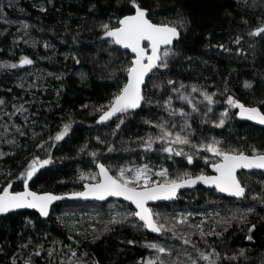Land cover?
<instances>
[{"label": "trees", "instance_id": "obj_1", "mask_svg": "<svg viewBox=\"0 0 264 264\" xmlns=\"http://www.w3.org/2000/svg\"><path fill=\"white\" fill-rule=\"evenodd\" d=\"M13 1V9L9 11V15L21 20L23 24H31V37L34 36L36 41H39L38 50L27 51L36 61L33 69L44 68L49 73L62 76V79L49 77L44 80L47 86L44 93L42 91L29 94L11 80L10 75L13 77L14 74H8V71L15 69L0 68V85L10 88V92L0 94V99L6 101L5 105L0 106V110L11 114L6 119L12 123L7 129V144L3 149L15 153L0 159V187L6 186L4 174L11 171L13 190H23L22 182L16 179V174L23 170L33 156L44 159L49 152L55 162L40 169L32 181H29V188L33 191L56 194L80 191L86 182L79 178L81 174L96 172L95 164L91 162L89 155L92 151L100 153L99 161L110 166L113 175L117 174L119 167L144 163H148L155 171L167 168L169 176L173 178L184 172H209L210 153L200 152L194 157L193 163L188 164L181 156L167 158L163 153L143 152L139 147L140 138L157 131L144 121L154 122L158 114L166 116V113L155 105L145 106L142 112L136 110L140 115L127 119L119 130L115 127V117L106 124L97 123L99 113L96 108L107 104L112 94L117 91L112 70L118 65L127 64L131 58L129 52L120 49L121 53L127 52V55L114 60L113 56H119V53L110 56L109 45L102 44L99 39V23L108 22L109 16H113L112 23H115V17L120 15L114 4L110 6V0H42L43 4L40 5L24 0ZM151 2L157 6L156 20L176 22L186 18L189 21L188 31L182 30L183 42L180 48L186 56L193 59L176 62L177 66L168 72L164 79L171 78L183 81L186 85L203 86L209 92H215L227 82L231 92L246 103H258L264 99V43L259 38L247 35L250 28H255L260 22L259 14L264 9V0H256L255 8L245 9L238 8L235 0ZM93 3L97 4V9L90 13L88 9ZM248 3L250 5L252 0H248ZM41 6L48 11H40ZM242 12L247 13L244 18L248 19V26L241 22ZM237 35L242 37L240 45L233 42ZM1 36L3 35L0 33V63L15 62L14 58L6 57L8 54L5 50L8 41L9 45L14 44L8 36ZM73 37L76 38L75 41ZM43 43H49V50H43ZM219 44L225 45L230 51L220 50L216 47ZM17 45L22 46L21 42ZM18 47L16 46L15 51ZM241 48L243 54L239 52ZM72 56H78L80 63H75ZM81 74L86 78L81 79ZM116 77L121 84L125 81V74L122 72H117ZM244 81H250L253 88L245 89ZM154 91V99L164 98L158 90ZM57 92L60 93L59 96ZM173 98L175 104L179 103L174 94ZM217 100L218 104H222L224 97L217 96ZM21 105L23 108H29L30 115H36L37 121L34 124L26 126L21 121L20 118L23 117L17 113ZM232 113L233 110L230 115ZM68 121L72 122V131L64 140H50L45 144V148L36 147L38 141L43 142L50 136L54 137ZM17 126L25 135L21 136L16 131ZM193 126L197 129V134L193 137L194 142H198L201 136L214 134L225 145L245 151L249 150L252 144L260 146L264 143V128L240 122L236 115H232L230 123L224 128L201 125L199 117H194ZM2 129L5 130L3 127ZM32 129L34 132L30 131ZM97 137L104 143H98ZM13 140L15 145L9 143ZM108 147H114L115 150L109 153ZM81 148L86 150L81 153ZM185 151L190 149L186 148ZM201 157H206L208 163ZM238 177L243 184L249 186V199L226 198L215 190L199 187L182 192L177 201L158 204L152 208L164 214L168 227L175 223L179 235L196 231L190 225L201 222L205 233L213 229L220 232L225 218L246 212L249 205L254 206L255 212L248 217V224L241 226L234 221L222 237L209 235L206 238L207 244L201 241L199 247L211 252V247H208L211 245L222 257L232 256L242 247L247 248L251 250L248 264H260V261L264 260V227L261 226L264 220V204L252 201L250 196L258 195L264 189V175L252 171L241 172ZM127 206L128 204L113 199L106 203L62 201L55 205L47 219H42L33 211H20L0 217V264H72L76 258L71 256L69 249L77 252V264H94L95 261H99V264H137L142 257L155 258L156 253L143 245L147 242L165 243L164 238L150 234L146 229L133 227L135 220H130L124 225H107L110 215L124 212ZM70 212L83 213L84 217L79 219L76 228L65 224L66 219H63ZM87 212L94 215H86ZM188 213H192V216L188 217ZM180 214H184L186 224L177 222ZM250 224L257 225V231L253 233L255 245L244 239ZM106 225L112 230L105 231ZM93 229L96 230L95 233ZM94 235L99 238L93 240ZM170 237L171 234L166 246H174L176 251L171 257L165 256L163 259L166 264L177 260L184 264L187 256L181 250L182 242ZM190 238L199 241V232ZM128 240H135L137 243L129 245L126 243ZM25 244L28 246L23 247ZM41 244L42 254L36 256L35 252ZM221 264L233 262L223 260ZM239 264H244L243 259Z\"/></svg>", "mask_w": 264, "mask_h": 264}, {"label": "snow or ice", "instance_id": "obj_2", "mask_svg": "<svg viewBox=\"0 0 264 264\" xmlns=\"http://www.w3.org/2000/svg\"><path fill=\"white\" fill-rule=\"evenodd\" d=\"M235 2L238 8L241 9L256 7V0H252L250 5L248 0H235ZM112 4L116 6V10L120 15L115 17V23H112L113 16H109L108 22L102 21L99 23V39L102 44L109 45L111 49L110 56H113V53H119V56H113L114 60H119L127 55V52L121 53L120 49L130 51L132 56L128 59L127 64L118 65L112 70V78L115 80L117 91L112 94L107 104L96 108L99 113L97 123L106 124L115 117V127L116 130H119L127 119L134 115H140V112L136 110L139 109L142 112L145 106L155 105L156 108L166 113V116L158 114L154 122L153 120L144 121L145 124L157 131L155 134L149 133L147 136L140 138L139 147L143 152L145 154L149 152L163 153L167 155V158L181 156L187 160L188 164L193 163L194 157L198 153H210L215 158L211 163V167L216 174L209 175L203 171L198 174L184 172L182 175L173 178L169 176L167 168L155 171L148 163H144L143 165L119 167L116 170L117 174L113 175L112 168L99 161L100 153L92 151L89 153L92 158L91 162L95 164L98 171L95 173L89 172L87 175L81 174L79 178L87 181L84 184L83 191H74L67 196L51 192L38 194L29 189V181H32L40 169L54 164L55 161L49 152L47 158L44 159L33 156L31 161L23 167V170L16 174V179L22 182V191L12 190L11 171L4 174L6 186L0 187V217H7L10 213H15L21 209H35L41 217L47 218L53 203L56 201L65 199L104 201L108 197H122L123 200L129 202L126 210L110 215L107 225H124L130 220H135L136 223H133V227L146 229L151 233L159 234L160 237L165 239V243H145L143 247L154 251L156 256L155 258L152 256L142 257L137 261V264H166L163 257H171L176 251L174 246H166L169 234H171V239L182 242L181 250L187 256L184 264H201V262H204V264H221L223 260L239 264L241 259H243L244 264H248L251 258L250 249L242 247L236 254L222 257L211 245L208 246L211 247V252L206 249L201 250L199 245L201 241L207 244L206 238L209 235L222 237L234 221L241 226L248 224V217L255 212L254 206L249 205L246 212L234 215L231 218H225L220 232L213 229L205 233L202 228L203 222H201V224L190 225L196 231L190 234L178 235L175 223L168 227V221L165 219L164 214L154 211L152 207H149V202L173 201L179 198L180 189L193 188L200 184L238 200L249 199V186L241 182L237 173L240 170H248L249 172L260 170L261 174L264 175V143L260 146L252 144L249 150L245 151L225 145L222 140H218L215 136H201L198 138V142H194L193 137L196 136L197 129L193 128V120L194 117H199V124L201 125H208L210 128H224L230 123L232 115H238L243 120L264 126V99H261L258 103H246L231 92L227 82L215 92H209L203 86L186 85L183 81L171 78L164 79L167 73L173 71L177 66L176 62L182 60L192 61L193 59L186 56L180 48L183 42L182 30L188 31L189 21L186 18L176 22L156 20L155 17L158 15L157 6L151 0H110V6ZM12 6L11 3L6 5V7ZM96 9L97 4L93 3L88 10L90 13H94ZM40 11L47 12L48 9L41 7ZM246 14V12H242L241 22L248 26V19L244 18ZM259 16L260 22L255 28H250L247 35L252 38H259L264 43V9L261 10ZM5 23H9L6 17ZM29 27L31 26L27 23L22 25L24 36L28 35L26 30ZM75 39L73 37L74 41ZM241 40L242 37L237 35L233 42L240 45ZM27 42L25 40V43ZM33 46H35V42H33ZM43 47L47 49L49 44L45 43ZM216 47L222 51H230L223 44L216 45ZM239 52L243 54V48L239 49ZM72 59L75 63H80L78 56H72ZM35 63L36 61L33 58L23 55L19 57L18 63L2 62L0 68L14 70L33 66ZM117 72L125 74V81L122 84L116 77ZM48 75L53 74L49 73ZM85 78L84 74H81V79ZM56 79H62V76H56ZM243 87L252 89L253 84L250 81H244ZM154 90L162 93L164 98L154 99L153 97L156 94ZM56 94L59 96L60 93L57 92ZM173 94L176 100L181 101L179 107L174 103ZM197 96L201 98L199 101L196 98ZM217 96L224 97L221 105L223 110L216 107L218 104ZM5 104L6 101L0 99V106ZM83 107L88 106L83 105ZM186 108H190V111ZM233 109L236 111L230 115ZM18 110L27 111L23 108V105ZM16 131L21 136L25 135L19 126H17ZM71 131L72 122H65L62 129L58 130L54 137L50 136L43 142L38 141L36 147L45 148V144H48L50 140L62 141ZM97 141L101 144L104 143L100 141L99 137H97ZM9 143L15 145L14 140L9 141ZM186 148L190 151H185ZM85 150V148H81L80 152L83 153ZM114 150V147L107 148L109 153ZM6 155H15V153L0 151V159H3ZM201 158L205 160L206 164L208 163L206 157ZM250 199L259 204H264V189L258 195H251ZM217 215L219 214L217 213ZM187 216L191 217L192 213H188ZM177 222L179 224L187 223L184 214H180ZM107 225L104 230L111 231L112 229ZM261 226L264 227V220H262ZM95 231L93 229L94 233ZM256 231L257 225L250 224L245 232L244 239L255 245L253 233ZM197 232H199L200 240L194 241L190 236L196 235ZM98 238L99 236H93V240ZM126 243L135 245L137 241L128 240ZM27 246V244L23 245V247ZM42 251L43 245L41 244L35 255L40 256ZM69 251L71 256L76 258L72 261V264H77V252L71 249ZM48 255L50 256L51 252ZM85 255L87 254L85 253ZM94 264H99V261H95ZM172 264H180V262L177 260L173 261ZM260 264H264V260H261Z\"/></svg>", "mask_w": 264, "mask_h": 264}, {"label": "rangeland", "instance_id": "obj_3", "mask_svg": "<svg viewBox=\"0 0 264 264\" xmlns=\"http://www.w3.org/2000/svg\"><path fill=\"white\" fill-rule=\"evenodd\" d=\"M24 1L33 2L37 5L43 4L42 0H24ZM9 3H11L13 5L14 1L13 0H0V33L3 35L1 37L8 36L10 42L12 44H14V45H9V41H8V43L5 45V50L7 51V54H8L6 57L7 58H14L15 62L18 63V59L20 56H23V55L30 56L31 55L30 53L27 52L28 50H30V49H33L34 51L38 50L39 41H36V38L34 36L31 37V29H33L32 27H29L26 30L28 33L27 36L23 35V31H22L23 23L21 22V20L16 19L13 16L9 15V11L11 9H13V6L12 7H6V5H8ZM41 7H44V6H41ZM5 17L7 18L9 23H5ZM29 25L31 26V24H29ZM25 40H27L28 42L25 43ZM14 42H16V43H14ZM20 42H21L22 46L17 45ZM33 42H35V46H33ZM44 44L45 43L42 44L43 50L44 51L49 50L50 45H49V48L45 49L43 47ZM16 46H19V47L15 51ZM10 47H14V48L11 49ZM39 70H41V71H39ZM9 73L14 74L13 77L10 75L11 80H14V82H15L14 84L19 85L21 90H23L24 92H27L29 94H35L36 92H42V91H43L42 93H44L47 90V86L45 85L44 80L49 79V77L56 78V76H60L57 74L48 75L49 74L48 70H46L44 68H40V69L35 70V69H33V66H26L25 68H18V69H15V71H8V74ZM5 92H10V88H7L5 86L0 85V94L5 93ZM196 98L198 101L201 99L199 96H197ZM175 105L177 107H179L181 105V101H179V103H177ZM221 105L222 104H217L216 107L220 110H223ZM24 109H27V111L18 110V112H17L18 115H22V117H23V118H20L18 116V118H20L21 121L26 126L34 124L37 121L35 119L36 115L35 114L30 115L29 114V108L26 107ZM186 110L190 111V108H186ZM6 113L7 112H5L3 109L0 110V127H1L0 128V151H3L5 153H9L8 150L3 149L5 147V145L7 144V140H6V138H7L6 134L8 133L7 129H9L10 126L12 125V123L7 121L6 117L9 116L8 115L9 113H7V114ZM251 125H253V124H251ZM2 127L5 130H3ZM256 127H258V126H256ZM193 128H194V126H193ZM30 131L34 132L33 129ZM209 136H215L218 140H220L214 134H212V135L210 134ZM214 159L215 158L211 156V163L213 162ZM242 172H247V171H242ZM85 214L89 215V216L94 215L92 212H87ZM62 215H65V214H62ZM82 217H84L83 213L70 212V214L64 216L63 219H66L65 221L67 223H65V224H67L68 226H70L72 228H76V225H78L79 219H81ZM89 218H91V217H89Z\"/></svg>", "mask_w": 264, "mask_h": 264}, {"label": "water", "instance_id": "obj_4", "mask_svg": "<svg viewBox=\"0 0 264 264\" xmlns=\"http://www.w3.org/2000/svg\"><path fill=\"white\" fill-rule=\"evenodd\" d=\"M126 51H128V50H126ZM129 53H130V51H128ZM131 54V53H130ZM132 55V54H131ZM234 111H236L235 109H234ZM236 118L238 119V121H240V122H247V123H250V124H253V125H255V126H258V127H261V128H264V126H262V125H259V124H257V123H255V122H252V121H247V120H243V119H241L238 115H236ZM209 169H210V173H209V175H215L216 173L213 171V169H212V167H211V164L209 165ZM96 170L98 171V169L96 168ZM242 171H247V172H249L248 170H240L238 173H237V176H239V173H241ZM252 171H258V172H260V170H252ZM252 171H250V172H252ZM85 183H87V182H85ZM84 183V184H85ZM84 184H83V187H82V190L81 191H83L84 190ZM199 187H203V188H205V189H210V190H214L213 188H210V187H208V186H206V185H202V184H200V185H196L195 187H193V188H182V189H180L179 190V193H178V196H179V194L180 193H182V192H184V191H188V190H192V189H195V188H199ZM30 189V188H29ZM13 190V189H12ZM31 190V189H30ZM31 191H33V190H31ZM34 192H36V191H34ZM38 194H44V193H46V192H37ZM52 193V192H51ZM217 193H219L218 191H217ZM53 194H56V193H53ZM68 194H70V193H67V194H57V195H65V196H67ZM220 195H222V196H224V197H226V198H231V199H236V198H234V197H230V196H228V195H226V194H224V193H219ZM110 199H115V200H118V201H121V202H124V203H129L128 201H125V200H123V198L122 197H108L106 200H104V201H97V200H92V199H89V200H81V199H65V200H61V201H56V202H54L53 203V205H52V208H51V210L53 209V207L58 203V202H62V201H69V202H84V203H87V202H93V201H95V202H99V203H106L108 200H110ZM177 199H175V200H173V201H176ZM173 201H166V200H161V201H150L149 202V207L150 206H153V205H157V204H164V203H167V202H173ZM133 208H134V206H132ZM51 210H50V214H51ZM20 211H33V212H35V213H37L38 215H39V213L35 210V209H21V210H18L17 212H20ZM50 214H49V216H50ZM40 216V215H39ZM41 217V216H40ZM42 218H44L45 219V217H42ZM48 218V217H47ZM148 231V230H147ZM150 234H153V235H156V236H158L159 234H156V233H151L150 231H148Z\"/></svg>", "mask_w": 264, "mask_h": 264}]
</instances>
